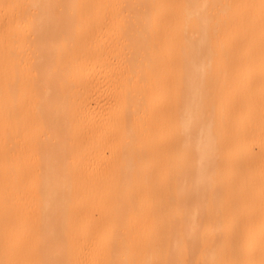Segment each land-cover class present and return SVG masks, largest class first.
Wrapping results in <instances>:
<instances>
[{"label": "bare ground", "instance_id": "1", "mask_svg": "<svg viewBox=\"0 0 264 264\" xmlns=\"http://www.w3.org/2000/svg\"><path fill=\"white\" fill-rule=\"evenodd\" d=\"M0 264H264V0H0Z\"/></svg>", "mask_w": 264, "mask_h": 264}]
</instances>
